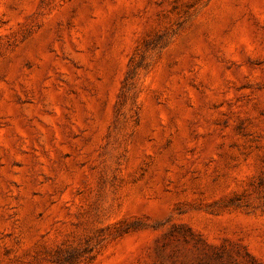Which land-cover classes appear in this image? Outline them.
Returning a JSON list of instances; mask_svg holds the SVG:
<instances>
[{"label":"rangeland","instance_id":"1","mask_svg":"<svg viewBox=\"0 0 264 264\" xmlns=\"http://www.w3.org/2000/svg\"><path fill=\"white\" fill-rule=\"evenodd\" d=\"M0 264H264V0H0Z\"/></svg>","mask_w":264,"mask_h":264}]
</instances>
